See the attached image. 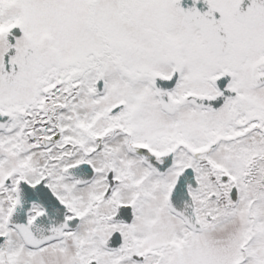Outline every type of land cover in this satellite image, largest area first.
Returning a JSON list of instances; mask_svg holds the SVG:
<instances>
[{
  "label": "snow or ice",
  "instance_id": "6c2138e0",
  "mask_svg": "<svg viewBox=\"0 0 264 264\" xmlns=\"http://www.w3.org/2000/svg\"><path fill=\"white\" fill-rule=\"evenodd\" d=\"M0 264H264V0H0Z\"/></svg>",
  "mask_w": 264,
  "mask_h": 264
}]
</instances>
